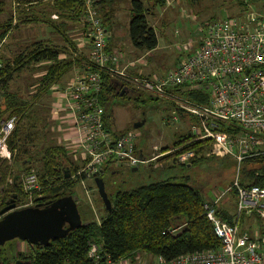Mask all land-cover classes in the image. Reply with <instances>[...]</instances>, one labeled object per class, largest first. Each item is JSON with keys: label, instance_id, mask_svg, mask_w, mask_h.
Listing matches in <instances>:
<instances>
[{"label": "built area", "instance_id": "1", "mask_svg": "<svg viewBox=\"0 0 264 264\" xmlns=\"http://www.w3.org/2000/svg\"><path fill=\"white\" fill-rule=\"evenodd\" d=\"M97 1L84 0V32L76 42L80 51L89 49V66L64 85L63 90L58 88L73 122L71 138L75 143L72 151L81 157L80 170L74 177L94 179L103 173L108 163L110 168L129 166L135 170L175 151H161L146 158L138 153L137 135L132 131L118 140L111 137L104 125L105 108L100 102L103 75H108L115 84L144 91L159 99L162 106L166 104L165 107L175 114L182 111L195 118L193 134L196 139L210 141L212 147L223 156L233 158L238 165L233 185L238 190L233 213L236 224H229L218 214L217 207L229 190L216 195L204 206L205 216L221 241L220 248L183 254L172 260L159 257L158 264H264V236L260 231L252 233L239 226L240 221L252 216L264 222V186L241 187L238 179L246 158L264 154V16L249 11L240 18L213 21L198 46L186 54L175 70L157 79L136 73L134 63L124 65L120 54L111 50L110 34ZM246 2L250 4L252 0ZM195 91L208 95L207 103L188 96ZM18 121L15 115L1 122L0 159L11 161L15 157L9 139ZM61 128L57 125L58 130ZM193 156L188 153L177 160L186 164ZM8 179L14 183L15 179L10 176ZM19 179L26 200L17 203L16 209L35 207L37 193L41 191L38 172L34 169L23 171ZM183 228H170L164 234L178 235ZM88 259L92 264H122L125 261L105 260L102 245L94 242L90 244Z\"/></svg>", "mask_w": 264, "mask_h": 264}, {"label": "trees", "instance_id": "2", "mask_svg": "<svg viewBox=\"0 0 264 264\" xmlns=\"http://www.w3.org/2000/svg\"><path fill=\"white\" fill-rule=\"evenodd\" d=\"M112 2L113 0L97 1L99 7L103 9L104 21L109 16L106 9ZM149 2L147 6L143 0L131 1L129 34L136 49L150 52L158 47L159 38L156 30L149 24L147 15L154 8L165 6L167 0H150ZM28 4L31 6L27 9H20V14L25 15L26 21L23 22L27 24L44 23L43 18L38 15L36 10L38 4H43V2L28 1ZM46 6L48 8H45L46 10L43 12L47 11L45 16L47 27L53 28V32L59 37H66L67 41L72 44L73 50L72 53H69L68 48H59L53 45L50 40H40L32 43L30 47L12 59L0 57L2 61L0 69V93L2 96L0 128L3 120L15 115L19 117L16 129L9 139V147L12 152L16 153L15 157L11 161L0 159V184L4 185L9 176L15 179L14 183L5 190L6 197L3 202L1 201L0 211L15 197L18 199L17 203L25 202L26 196L20 179L17 178L23 171L36 169L38 172L41 185V191L37 193L36 197L38 204H42L48 199L53 201L72 195L70 191L78 183L75 181H80V178L74 177L80 170L78 163L72 159L74 156L69 155L65 146L56 144L48 130L38 131V128H35L32 122H35L36 119L31 118L26 112L28 103H23L20 93H14L10 87L16 74L38 66L37 69L43 71L44 74L38 80L39 89L34 97L46 96L47 92L54 85L61 83L73 68L86 65L80 59V54V58L78 57L77 46L69 39L68 34L73 27L67 25L68 22H71V25L77 26L83 22L84 0H50ZM53 13L58 16V20H61L58 22V26L54 25V20L51 17ZM6 34L7 32L2 33L0 39ZM65 52L69 55L62 58L61 56ZM75 53L76 56H74ZM103 85L100 102L105 108L104 125L111 137L118 140L131 130L115 131L114 123H107V117L112 116L113 112L110 106L112 103L116 106L123 99L133 98L137 91L134 90L132 94L121 96V91H116L115 82L108 75H103ZM188 96L200 103H207L208 100V95L203 91L188 93ZM148 97L149 100L162 106L159 99ZM178 113L181 118L186 116L182 111H178ZM194 121L196 124L195 118ZM45 129L47 128L45 127ZM196 138L192 132H185L177 137L172 147L163 149V152L175 150L160 160L164 164L173 161L172 165L165 168L173 170L175 172L173 176L156 181L154 178L151 182L130 190L113 192L110 197L112 210L109 212L106 209L100 222L94 220L92 215L91 218L89 216L84 218L80 205H78L83 219V226L80 229L71 232L66 237L53 240L48 247L28 243L33 252L28 253L29 255L19 253L18 258L14 261L13 257L7 258L2 255L5 250V247H2L1 262L17 264L18 259L23 258L27 259L30 264H92L88 259V253L90 244L93 242L102 245L105 260L110 258L114 263H120L143 250L158 258L172 260L183 254L219 249L221 241L215 234L212 223L206 218L204 210L205 204L213 199H209L204 192L195 188L191 184V176L185 175L187 171L192 170L189 168L206 162V153L212 149L210 141H198ZM188 153H193L194 156L189 159L188 164H180L177 160L178 157ZM228 157L225 155L223 157L211 156V158L218 159ZM12 162L16 170L14 166H12L13 169L11 168ZM234 162L235 176L227 190L232 194L234 204H237L238 190L233 185L237 177L238 165L235 160ZM107 165H109L108 168L105 167L103 173L100 174L104 181L107 173L114 174L117 172L116 169L119 172L118 168H110V163ZM65 173H69L70 178L66 179ZM238 179L241 187L264 186V154L246 158L241 164ZM217 209L223 220L231 225L236 224L234 214L219 205ZM260 222L264 225L262 220ZM182 226L184 228L178 235L164 234L170 228L177 229ZM261 228L260 234L264 236V229Z\"/></svg>", "mask_w": 264, "mask_h": 264}, {"label": "rangeland", "instance_id": "3", "mask_svg": "<svg viewBox=\"0 0 264 264\" xmlns=\"http://www.w3.org/2000/svg\"><path fill=\"white\" fill-rule=\"evenodd\" d=\"M28 1L38 0H0V36L2 33L7 32L6 36L0 39V57L12 59L19 55L21 51L30 47L32 43L40 40L51 41L56 39L58 47H68L72 51V44L67 41L66 37L61 38L52 34L45 37V31L41 30L39 26H32L23 22L26 21L24 19L25 15L22 16L20 14V9L30 7L31 5L28 4ZM48 1L50 0H42L46 5H48ZM131 1L113 0L112 4V9L115 13L118 12L120 16L117 18L119 27L118 30L116 29L114 40L118 42L119 48L127 51L131 48L130 42H128L129 40L125 36L127 33V10L131 5ZM149 1L143 0L147 6L150 3ZM245 3H247L246 0H167L165 6L154 8L153 11L149 12L147 18L151 27L157 32L159 45L150 54L135 50V54L132 56L134 61L144 56L137 65L135 64L139 73L146 77L159 79L174 71L178 63L186 57V54L198 46L209 24L213 21L224 20L229 17L240 18L243 15L245 16L249 11L264 16V0H252L247 5ZM99 9L101 14H103L102 7H99ZM71 29L68 36L75 44L77 39L83 36V23H79ZM51 32H53V29H51ZM37 67L34 66L31 69H27L25 77L29 76L30 80L16 77L13 82L23 87L27 83L37 84L38 79L34 83V78L30 74L37 71ZM75 76H73V79ZM13 84H10V87ZM159 105L149 100L148 95L144 91L139 90L134 94L133 98L123 99L116 106L113 103L111 104L110 108L113 112L112 116L107 117V123H114L115 131L126 132L130 129L136 134L137 151L141 148L146 149L147 145L152 148L155 143L157 145L153 146L155 150L153 151L155 153L153 156H155L177 139L175 134L180 135L183 132L185 133L186 130L195 134L193 130L195 121L192 116L186 115L181 118V115L179 113L174 114L171 108L165 109L166 104L163 106ZM142 120H146L144 126L136 129L135 124ZM156 147L159 151L156 150ZM150 153L151 151L148 150L147 154L149 155ZM214 155L223 157L221 152L212 147L206 153L207 161L202 164L200 163L201 165L199 166L189 168L192 170L187 171V174H185L191 176V184L204 192L209 199H214L216 195L225 192L235 176V162L233 158H211ZM160 160L150 165H142L138 168V171H134L129 166H123L118 168L119 172L116 169L117 172L114 174L107 173L105 184L110 197L117 190H130L147 184L154 178L156 181L173 176L175 172L169 168L160 170L163 166L159 168V171L155 172L153 169L155 163L163 164L165 167L173 164V161L164 164ZM11 164V168L14 166L15 169L13 162ZM112 166L114 167L115 165L112 164ZM105 167L108 168V166ZM75 182L79 183L70 192L77 201H82L80 210L83 217L87 218L89 216L91 218L92 215L93 219L97 222L102 221V217L106 213V207L99 195L97 186L95 185L97 189L95 190V188L90 189L88 184H81L80 181ZM11 185L8 178L4 185L0 184V204L6 197L5 190ZM219 206L228 212L236 211V204H234L231 193H228L223 198ZM239 226L242 230H250L252 233L260 231V227H262V230L264 229V225L255 216L244 218L240 221ZM8 243L7 246H4L5 250L2 255L7 258L13 257V261L18 258L19 253L29 255L28 253L33 252L27 242L13 240ZM18 261L22 263L29 262L23 258L18 259ZM158 262V257L143 250L125 259L122 264H158Z\"/></svg>", "mask_w": 264, "mask_h": 264}, {"label": "crops", "instance_id": "4", "mask_svg": "<svg viewBox=\"0 0 264 264\" xmlns=\"http://www.w3.org/2000/svg\"><path fill=\"white\" fill-rule=\"evenodd\" d=\"M37 2H42V1L41 0H38ZM112 4H113V2L111 4H109L108 7H107V9H106L109 12V16L105 20L106 25H107V23L109 25V26L107 25V28H108V32L110 34V39H111V41H110L111 50H114V51L118 52L121 55V58H122V61H123V64L124 65H126L128 63H134V64L137 65L139 63V61L142 58H144V56L141 57L138 60H135V61L132 59V56L135 54V50H138V49H136L133 46L132 41H131V38H130V34H129V23H130V20H131V8H132V5H130L129 8H128V10H127L128 11L127 12V17H128L127 18V27H126L127 33H126L125 36L129 40L128 42H130V46H131V48L129 49V51H127V50H123V49L119 48L118 47V45H119L118 42L114 40L116 29L118 30V27H119V25L117 24V21H118L117 18L120 17V16H119L118 12L115 13V11L112 9ZM245 4L247 5V3H245ZM245 4H244V6H246ZM45 6L46 5L43 3V4H38V6L36 7V10L38 12V15L43 18L44 23H40L39 22L37 24L33 23V24H29V25L39 26V28L41 30H44L45 31V33H46L45 34V37L46 36H49L50 34H52L53 36H58L55 32H51V28L47 27V25H46L45 16H46L47 11H44L43 12V10H46L45 8H48V7L47 6L45 7ZM51 17H53L52 19L54 20V25L55 26H58L59 25L58 22L61 21V20H58V16L57 15H54V13H53V16H51ZM70 23L71 22H68L67 23V25H69V27H74L75 26V24L74 25L73 24L71 25ZM113 28H114V30H113ZM45 37H43V38H45ZM55 40L56 39L51 40V42H52L53 45L58 46V42H56ZM75 45L77 46V43L76 42H75ZM77 49H78V46H77ZM142 52H144L146 54H150L151 53V51L150 52L149 51H142ZM69 53H72L71 50H69ZM79 54H80V57L81 58L79 57ZM67 55H69V54H67V52H65L64 54H62L61 57L62 58H65V56H67ZM74 56H76V53L74 54ZM88 56H89V49H86L84 52H82V51L79 50L78 57L82 60L83 64L85 63L86 65L85 66H82V67H75V68H73L68 74H66V76L63 78V80L61 81V83L54 85L47 92L46 96H40V97H37V98L34 97V94H36L37 89H39L38 88V85L39 84L37 85L35 83V81H36V79L39 80L40 76L42 74H44V72L41 71L40 69H37V71H34V72H31L30 73L31 76L34 78L33 80H34V83L36 85L33 84V83L32 84L27 83L23 87V86H21L19 84H15L13 81L10 83V84H13L14 83L13 86H11V91H13L14 93L19 92L20 95H21V99H22L23 103H28L27 104L28 106L26 105L27 106L26 112L30 115L31 118L36 119L35 122H32L34 124L35 128L37 127L38 128L37 129L38 131H41L42 129H44L43 131L48 130V133L51 134V136H52V140L56 144H58V145L65 146V148L69 152V155H73L74 156V157H72V159L74 161H76L79 166H80V162H81V157L77 156L72 151V149L74 147V143H75L74 140L71 138V135L73 133L71 123H73V122L71 120L70 115L68 114V112L64 108V100H63L62 94L60 93V91L58 90V88L60 86L61 89H62L64 87V85H68L73 80V76H75V74L77 72L79 73L84 68L87 67V64H88V59L87 58H88ZM135 68H136V66H135ZM135 72L138 73L139 70L136 68L135 69ZM25 74H26V71H23L20 74H17L16 77L17 78H20V79L27 78V79L30 80L29 76L25 77ZM116 85L117 84H115V88H116V91H117V86ZM166 109H168V108L166 107ZM31 112H33V113H31ZM39 117H41L42 120H41V118L39 119ZM24 123H25V121H24ZM57 125H60L62 128L60 130H58L57 129ZM45 127L47 129H45ZM120 130H122V129H120ZM186 132H189V130L188 131L186 130ZM178 136H179V134H175V137H178ZM158 145H160V144H158ZM171 145H169L168 147H170ZM153 146H157V145H155V143H154ZM153 146H152V148H150V146L147 145L146 146L147 147L146 149L141 148L138 151V153L142 157L150 158V157H152L155 154L153 152V151H155L153 149ZM137 147H138V145H137ZM148 150L151 151V153L149 155L147 154V151ZM170 162L171 161L166 162V164L167 163H170ZM162 166L164 168H162L160 170H163V169L166 168L165 165H163V164H156L155 163V167L153 169H155V172H156V171H159V168H161ZM134 171H138V169H135ZM94 179L80 180V183L81 184H88V186L90 187V189H92V188H95V185H96ZM95 190H97V189L95 188ZM76 202H77L78 205H82V203H81L82 201L79 202V201L76 200ZM229 213L232 214L234 212H229Z\"/></svg>", "mask_w": 264, "mask_h": 264}, {"label": "water", "instance_id": "5", "mask_svg": "<svg viewBox=\"0 0 264 264\" xmlns=\"http://www.w3.org/2000/svg\"><path fill=\"white\" fill-rule=\"evenodd\" d=\"M129 92L124 90L121 96L128 95ZM145 122L146 120H142L136 123L135 128L143 127ZM65 178H70V174L66 173ZM94 180L99 195L110 212L112 201L105 181L100 175L96 176ZM17 201V197L13 198L0 211V253L2 247L13 240L48 247L53 240L66 237L83 226L78 204L72 195L53 200L45 207L36 205L35 207L16 209ZM0 264H3L1 260ZM17 264L23 263L18 261Z\"/></svg>", "mask_w": 264, "mask_h": 264}, {"label": "flooded vegetation", "instance_id": "6", "mask_svg": "<svg viewBox=\"0 0 264 264\" xmlns=\"http://www.w3.org/2000/svg\"><path fill=\"white\" fill-rule=\"evenodd\" d=\"M117 86V90L118 91H121V93H120V95L122 94V91H124V90H126V91H130L129 92V94H132L133 93V89H127V88H125V87H122V85L121 84H117L116 85ZM125 88V89H124ZM124 96V95H123ZM52 201V199H48L46 202H44V203H42V204H38V205H41V206H46V205H49L50 204V202Z\"/></svg>", "mask_w": 264, "mask_h": 264}, {"label": "bare ground", "instance_id": "7", "mask_svg": "<svg viewBox=\"0 0 264 264\" xmlns=\"http://www.w3.org/2000/svg\"><path fill=\"white\" fill-rule=\"evenodd\" d=\"M66 174V173H65ZM73 177V176H72ZM82 216V215H81ZM36 246V245H35Z\"/></svg>", "mask_w": 264, "mask_h": 264}]
</instances>
